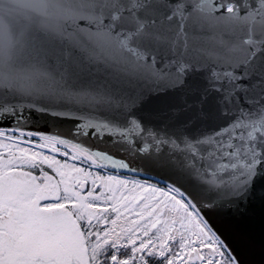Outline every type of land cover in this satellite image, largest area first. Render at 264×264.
Returning a JSON list of instances; mask_svg holds the SVG:
<instances>
[{
	"label": "snow or ice",
	"instance_id": "1",
	"mask_svg": "<svg viewBox=\"0 0 264 264\" xmlns=\"http://www.w3.org/2000/svg\"><path fill=\"white\" fill-rule=\"evenodd\" d=\"M0 264H264V0H0Z\"/></svg>",
	"mask_w": 264,
	"mask_h": 264
}]
</instances>
